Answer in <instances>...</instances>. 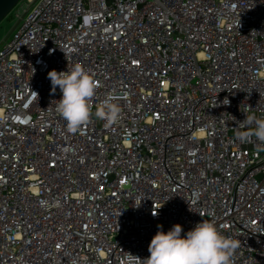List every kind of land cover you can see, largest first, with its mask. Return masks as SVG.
<instances>
[{"label": "built area", "instance_id": "2783aa9c", "mask_svg": "<svg viewBox=\"0 0 264 264\" xmlns=\"http://www.w3.org/2000/svg\"><path fill=\"white\" fill-rule=\"evenodd\" d=\"M14 12L0 44V264H124L150 255L158 225L185 236L204 219L240 242L234 264H264V145L236 138L256 127H238L246 114L264 118V0ZM77 64L98 83L93 112L112 97L118 123L67 131L48 73Z\"/></svg>", "mask_w": 264, "mask_h": 264}, {"label": "clouds", "instance_id": "9594fccd", "mask_svg": "<svg viewBox=\"0 0 264 264\" xmlns=\"http://www.w3.org/2000/svg\"><path fill=\"white\" fill-rule=\"evenodd\" d=\"M52 91L59 87L62 97L58 100L56 111L66 122L68 132L75 133L88 124L93 116L110 127L119 122L121 106L112 97H106L96 106L93 112L92 100L96 95L98 83L80 65H74L63 72L52 70L48 73ZM38 96V93H35ZM228 99L223 104L228 105ZM234 119V118H233ZM256 127L251 129V125ZM239 128L251 129L237 131L236 138L241 143H250L251 138L264 145V118L247 115ZM155 216L156 214L153 213ZM149 246V256L145 259L127 253L124 264H234V255L240 242L231 236H225L214 222L203 220L182 236V226L173 225L171 230L164 232L162 225L157 226Z\"/></svg>", "mask_w": 264, "mask_h": 264}, {"label": "rangeland", "instance_id": "374dc122", "mask_svg": "<svg viewBox=\"0 0 264 264\" xmlns=\"http://www.w3.org/2000/svg\"><path fill=\"white\" fill-rule=\"evenodd\" d=\"M16 27L14 9L0 22V44L10 40Z\"/></svg>", "mask_w": 264, "mask_h": 264}, {"label": "water", "instance_id": "95a60500", "mask_svg": "<svg viewBox=\"0 0 264 264\" xmlns=\"http://www.w3.org/2000/svg\"><path fill=\"white\" fill-rule=\"evenodd\" d=\"M20 0H0V22L14 9Z\"/></svg>", "mask_w": 264, "mask_h": 264}]
</instances>
